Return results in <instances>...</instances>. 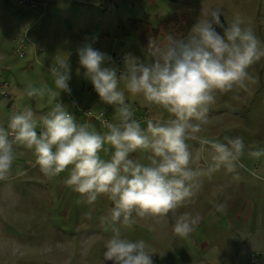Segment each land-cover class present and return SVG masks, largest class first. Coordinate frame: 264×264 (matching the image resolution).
Instances as JSON below:
<instances>
[{"label": "clouds", "instance_id": "clouds-1", "mask_svg": "<svg viewBox=\"0 0 264 264\" xmlns=\"http://www.w3.org/2000/svg\"><path fill=\"white\" fill-rule=\"evenodd\" d=\"M220 16L219 10L201 16L183 38L171 34L159 42L150 38L147 59L142 62L129 55L119 77L116 68L105 66L111 56L90 42L78 47L86 78L100 99L115 108V121H106L103 133L87 123L78 124L61 102L54 103L61 92L71 93L68 60L56 56L49 69L54 87L28 83L23 89L28 97H47L50 110L37 116L25 107L10 115L7 127L0 126V180L9 177L14 162L22 155L15 145L32 150L35 165L45 176L53 178L69 171L64 183L80 194L78 204L92 205L105 195L114 205L99 217L105 231L111 232L104 245V261L153 264L150 253L154 251H149L144 240L133 241L123 235L122 229L136 224L134 215L162 221L192 201L205 174L221 168L235 172L237 166L244 167L240 163L245 149L242 138L225 136L222 143L197 135L208 122L209 106L216 102V93L246 90L254 79L248 69L264 57V45L250 27L244 26L241 16L226 26ZM126 92L163 109L169 118L148 119L142 127L126 102ZM188 140L211 148L212 163L206 170L190 167ZM109 150H114L110 159L101 158L100 152ZM138 152L146 153L142 158L147 163L133 158L132 154ZM251 155H264V149ZM84 218L92 219V213H84ZM199 221V215H178L174 235L188 238Z\"/></svg>", "mask_w": 264, "mask_h": 264}, {"label": "rangeland", "instance_id": "rangeland-1", "mask_svg": "<svg viewBox=\"0 0 264 264\" xmlns=\"http://www.w3.org/2000/svg\"><path fill=\"white\" fill-rule=\"evenodd\" d=\"M17 1L0 0V84L8 85L7 95H0V126L4 127H7L10 115L25 107H30L37 116L50 110L47 97H28L23 94V89L28 83L34 86L47 83L54 87L49 69L56 56L51 57L50 51L65 57L64 41L59 36H48L49 42L41 47L42 50L46 48V56H41L35 45L27 48L30 34L21 31L14 17L22 10H33L19 6ZM89 2L98 8L102 4L109 7L102 0ZM166 5L164 0L159 4L167 11L163 18H173L168 21L172 27L180 26L177 19L183 22L179 34L189 31L191 24L193 26L201 16L207 17L219 10L225 25L237 15L241 16L244 26L250 27L264 45V0H176L170 10ZM37 9L43 12L45 8ZM160 18L150 15L151 26L158 28L167 23ZM41 23H37L33 31L41 29ZM168 30H163L155 40H163L169 34ZM129 35L137 41L135 33ZM22 37L25 42L21 49L18 41ZM31 38L36 41L33 35ZM147 51L148 48L139 49L136 58L145 61ZM66 58L70 66V94L75 102L90 104L95 90L84 74L78 54ZM106 66L110 67V64ZM248 71L254 79L248 82L246 90L216 93V102L209 106L208 122L197 134L222 143L225 136L242 138L245 149L240 163L244 167L237 166L235 172L221 168L205 174L200 178L202 186L187 206L169 213L159 222L152 217L134 215L136 224L122 229L127 238L144 240L149 251H154L150 253L153 264H250L252 256L256 258V264H264V155H251L264 149V57ZM120 88H124L123 82ZM68 95L61 92L54 103L61 102L64 106L73 103ZM126 98L132 106L147 109L150 119L169 118L166 111L147 105L140 96L126 92ZM100 106L105 108V105ZM73 109L67 110L75 117L78 113L75 107ZM108 109L115 112L114 107ZM141 126L146 127V122ZM40 131L38 127L37 132ZM187 143L192 153L190 167L206 170L212 163L211 148L201 146L196 140ZM14 147L22 155L14 162L9 177L0 180V264H113L104 261L103 257L104 245L111 232L105 231L99 222V217L114 206L107 196L101 195L92 205L78 204L82 197L64 183L69 171L49 178L35 165L32 150L22 145ZM105 148L110 149V146L105 145ZM111 154L112 150L100 152L101 158L106 160ZM132 156L147 163L142 158L146 153H133ZM18 171L21 174H17ZM236 176L239 178H234ZM86 212L92 213V219L84 218ZM185 212L200 216L197 227L186 239L173 233L176 217Z\"/></svg>", "mask_w": 264, "mask_h": 264}, {"label": "crops", "instance_id": "crops-1", "mask_svg": "<svg viewBox=\"0 0 264 264\" xmlns=\"http://www.w3.org/2000/svg\"><path fill=\"white\" fill-rule=\"evenodd\" d=\"M40 1L46 4L44 7L39 6L45 8L43 12H40L38 10L39 8L31 9L33 11L22 10L18 16L14 17L15 23L21 31H26L30 34L28 44L26 45L27 48L34 47L35 45L37 50L41 52V56H46V48L42 50L41 47L49 42L48 36L53 38H58L59 36L64 41L62 49L66 57L68 55L78 54V47L85 42H90L94 48L111 56V62L107 63L110 64V67L117 69V74H121L122 71L124 72L126 57L129 55L137 57L139 49L144 50L148 48L143 46L140 47L139 44L141 42L138 33L123 28V25H125L128 20L143 21L147 24L148 28L154 30L158 28L161 29L164 25L161 24L158 28L152 27L149 19L150 15H154L156 18L161 17L160 19L167 22L173 20V18H163V16L167 14V11L163 9L162 6H159L160 2L163 0H116L114 5L108 3L109 7H106L102 4L99 8L94 6V4H90V0H82V2L80 0ZM165 1L168 5V7H166L167 10H170L171 6L176 2V0H164V2ZM82 3L84 5H82ZM177 21L180 26L172 27V25H170L171 23H169L167 25V30L169 29V34L178 38H183L192 28V24L189 31L185 34H179L178 31L181 26H183V22L180 19H177ZM37 23H41L43 26L41 29L33 31ZM130 32L135 33L137 36L136 38H138L137 41L134 37H130ZM32 35L35 37L36 41L31 38ZM50 56H57L54 50L53 52L50 51ZM121 65L122 67H120ZM92 96L93 98L90 104L82 102L83 106L80 105L92 111H100L102 109L100 105H105V108L102 110L108 111V108L114 107L103 102L96 91L92 93ZM74 100L76 101L75 98ZM65 107L74 110L73 103L71 102L65 105ZM68 111L70 112V110ZM109 113L113 114L110 111ZM75 119L78 123V115H75ZM94 128L98 129L97 127ZM101 132L103 133L102 130Z\"/></svg>", "mask_w": 264, "mask_h": 264}, {"label": "built area", "instance_id": "built-area-1", "mask_svg": "<svg viewBox=\"0 0 264 264\" xmlns=\"http://www.w3.org/2000/svg\"><path fill=\"white\" fill-rule=\"evenodd\" d=\"M103 2H107L111 5H114L116 3V0H102ZM17 4L22 7H27L29 9H36L37 7L41 6L44 7L46 4L40 3L37 4L34 0H18ZM25 42V38L22 37L18 41V46L22 49L23 44ZM22 54V53H20ZM8 85L6 83L0 84V95H7ZM70 99L73 100V104L75 107L76 112L78 113L79 122L78 124H84L87 123L91 127H97L98 129L105 132L107 129L105 128V122H114L115 121V112L113 114H110L108 110H100V111H92L91 109L87 107H82L79 103L75 102L73 96L71 94L68 95ZM132 106V105H131ZM134 110V115L137 120H139L141 123L146 122L149 117V112L146 109H139L138 107L132 106ZM250 264H256V258L254 256L251 257Z\"/></svg>", "mask_w": 264, "mask_h": 264}, {"label": "trees", "instance_id": "trees-1", "mask_svg": "<svg viewBox=\"0 0 264 264\" xmlns=\"http://www.w3.org/2000/svg\"><path fill=\"white\" fill-rule=\"evenodd\" d=\"M221 22L225 24L224 20L220 17ZM169 23H165L164 27H161V29H150L148 28L147 24L144 23L143 21H136V20H128L125 25H123V28L129 29L131 31H134L138 33L140 42L143 45V47H148L149 44V39L151 38L152 40L156 38V36L160 35L163 33V30L167 29V25ZM226 26V25H225ZM218 32L222 33V29L217 28Z\"/></svg>", "mask_w": 264, "mask_h": 264}]
</instances>
